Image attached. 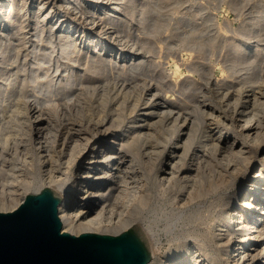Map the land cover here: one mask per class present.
Returning <instances> with one entry per match:
<instances>
[{"label": "bare ground", "instance_id": "1", "mask_svg": "<svg viewBox=\"0 0 264 264\" xmlns=\"http://www.w3.org/2000/svg\"><path fill=\"white\" fill-rule=\"evenodd\" d=\"M27 1L0 0V53L3 39L26 26ZM39 1L33 11L43 10ZM61 1L63 10L79 13L85 3H95L83 11L85 18L90 26L99 19L104 25L89 32L83 48L75 37L85 31L72 29V21L59 27L66 37L59 50L53 41L29 51L30 57L25 50L22 65L23 45L13 55L0 54V166L9 161V146L18 150L20 143L25 165L20 168L17 159L10 170L0 167V186L9 175L38 169L40 185L32 193L46 186L57 191L63 228L76 235H116L140 220L153 254L149 264H264V77L245 57L246 46L230 43L223 76L207 77L213 89L196 93L193 108L185 98L162 97L158 92L164 89L151 93L153 87L141 96L135 87L146 76V52L124 43L122 15L147 19L160 14L164 1L118 0L108 8L111 0ZM12 22L14 29L5 35ZM181 41L206 45L194 37ZM33 181L30 176L9 198L0 197V212L18 208L30 193L18 198L21 187ZM174 201L176 209H165ZM204 210L209 221L199 231L193 225L205 220ZM150 213L166 216L163 231ZM181 223L193 225L178 230ZM114 226L121 231H109Z\"/></svg>", "mask_w": 264, "mask_h": 264}, {"label": "rangeland", "instance_id": "2", "mask_svg": "<svg viewBox=\"0 0 264 264\" xmlns=\"http://www.w3.org/2000/svg\"><path fill=\"white\" fill-rule=\"evenodd\" d=\"M163 1L164 2L162 3L161 10H159L160 14L156 15L155 13H150L147 19H145L141 15H137L136 17L133 16L132 14L122 15L123 19L127 22V25L125 27L126 33L123 34L124 43H126L129 46H133V48L135 49H137L138 46L141 45L144 47V49H142L140 53L144 55V53L146 52L144 57L142 58V60L144 59L143 61H145L148 64L146 67V76H142V77L139 76L136 81L138 85L137 87H135L136 89L138 88L137 92L139 91V94L141 96H144L147 93L146 90L148 89L151 90L153 89V87L155 90H153L151 93L157 92L158 89H164L166 90L165 94H164V90H163V94H162V90L158 92V93L161 92L162 97L164 95L166 96V94H169L174 97L178 96V98L180 97L181 99L185 98L186 100H188L190 107L193 108L195 105L194 96L196 93L200 91H203L205 93L211 91L212 86L207 84L208 83L207 77L212 76V78L213 77L220 78L223 76V73L225 72L224 65L227 64L226 62H228L229 58H231L230 55L232 54L230 47L231 42H234L235 44L236 43L244 44L246 46V49L243 52V53L246 52L245 57L250 55V57L247 58L249 59L251 58V61H254V65H256L259 68L258 70L261 73L260 74L261 79H263L262 77H264V50H263L264 49L263 48L264 47V0H163ZM38 2L40 3L39 0L27 1L25 7L27 6L28 7L25 8V10H29V9L30 10L28 11L29 13L26 14L25 22L27 23H24V26L25 25L26 26L24 27V29L22 28L19 31V35H14L10 33L9 38H4L2 42V50L0 54L3 56L13 55L14 50L16 49L15 47L17 46L20 47V45H23L22 46L24 48V49L22 48L23 54L21 51L20 53L21 56H19L20 57L19 62L21 63V65L23 63L22 60L24 58V55H26L25 54L26 51L30 57L31 55H33L31 53L33 52L31 51L32 49L34 50L37 47L38 49L39 47L40 49L47 48L50 45L49 43L51 41H53L54 44L57 43L56 45L58 49L55 48L56 50L61 49L62 47L60 46L61 42L63 43V40L64 41L66 40V37L64 35L61 36L62 35L61 29L63 28V25L65 23L73 21L72 29L80 30L82 32L85 31V33L82 34L84 37L83 36L78 37V34L75 33L77 34L75 37L76 38L75 45L79 44L82 46V48L86 45L84 39L87 40V42L89 41L88 39L89 32H94V33L95 31L99 32L101 30V27H103L104 25L103 22L99 19V21L97 20L98 23L96 22L93 24L94 26L93 25L90 26L85 18V14L83 13V11H87V9H90L92 6H95V3L93 4L85 3V5H83V10L81 11V13H79L80 12L79 10H78L79 12L77 11L73 12L72 9H68L67 11L65 9L63 10L64 7L61 0H41L42 4L45 3L43 8L44 11L36 10L37 11L36 13V11H33L32 9L37 6ZM117 2L118 0H111L108 3L107 8L113 6ZM124 10H127V7H125ZM64 14L65 16H63ZM73 16L75 17L77 16V17L75 18ZM36 17L39 19H37ZM61 17H63V19ZM208 18H211L212 21L209 22ZM43 19L45 20L43 21ZM13 23L14 22L10 23L9 26L6 28V31L4 32L5 35L6 34L8 35L9 32H12V30L15 27ZM11 24L13 25L12 27ZM187 37L189 38L194 37L196 43L205 42L206 45L204 48H201L198 47V45L181 41L183 38L186 39ZM59 39H61L62 41ZM210 40H215V44L208 45L207 42H209ZM249 42H251L252 45L249 44ZM72 49L73 48L70 47L67 50L71 51ZM92 49L93 48H91L90 51H92V54H94ZM255 51H257V53H255ZM56 53H55L56 56L60 55L59 51H57ZM33 58L35 59V57ZM196 61L198 62V64L202 62L204 66L201 64V66L196 67L197 64ZM26 62L27 65L29 66L28 64L29 61ZM61 62H65V60L61 59ZM65 66L62 67L65 68L64 70L61 68L62 73H64V71L70 68L68 64L66 67ZM177 67L180 71L175 70ZM178 73L179 75L181 73L180 75L181 77L177 75ZM188 74H191L192 77L188 78L187 76ZM238 74H236L235 77L237 75L239 77L241 72L239 71ZM165 76L167 78H165ZM186 79L188 80L185 81ZM117 82L119 81H116L115 84L118 85ZM118 88L121 90L120 87ZM28 90L31 89L28 88ZM123 92L121 93L123 94ZM75 106H73L74 108L72 107V113H74L76 110ZM60 111H62L60 112V114L63 115V110ZM11 145L9 146V150H8L9 153L7 152L9 155L6 156L8 157L6 158V160L9 159V161L8 160L7 161L11 164L5 161V164H3L0 167L10 170L12 161H17V159H19L21 162L18 160V162L16 163L18 164V166L20 165V168L21 167L25 168V165L21 164L24 161V152H22L23 144L20 143L19 146L20 149L18 148V150H16L17 147L15 148ZM10 156L12 157L14 156L13 158L16 159L11 160L13 158L10 159ZM21 159H23V161ZM7 164L9 167H7ZM27 168L31 169L30 166H27ZM253 170L254 169L250 170L249 175L253 173ZM13 176H14L13 174L9 175L10 178L7 179L9 180V182L7 181L8 183H6L5 181L4 186H3L4 183L3 184L1 183L2 185L0 186V192H1L0 197L4 198V196L6 195L5 198L7 197L9 198L10 197L9 195H11V189L12 188L14 189V187H18L20 183L24 181V179H27L30 176L34 178L33 183L27 187H21L25 190L28 189V191L24 192V190L21 189L18 198H21L27 192L32 193L33 191H36V189L40 185L39 181H40L41 173L40 171H38V169H36L33 175L21 173L20 176H18V174L17 176L15 175V177ZM11 178H13L12 179L13 182L10 180ZM243 184L245 186L246 182L242 183V185ZM2 186L5 190L2 188ZM5 186L8 187V190L10 189L9 193L7 187ZM236 188L234 189L233 193L234 192L238 193ZM180 203L183 204L184 202L180 201ZM177 207H178V201L176 202L174 201L173 203L171 204L169 203V205H166L165 209L171 210V209H176ZM203 213L205 215V218L203 219L205 220L197 222V225L196 223L195 225L189 224L190 226L186 224L183 225L181 223L179 224L178 230L187 229L188 227H192V225L195 226L199 231L204 229L206 225H208V223L206 222L209 221L208 219L209 217H208V213H206L205 210L203 211ZM159 216L160 215L150 213V217L152 218V220L157 219L158 227L160 230H162L165 228V225L168 222V220L166 219V216H160V217ZM136 220L138 219H135V221ZM139 221L140 220L133 223V225L136 224L137 227L143 230L141 228L142 226ZM108 228L109 231L112 232L121 231L120 230L121 228L117 226L108 227ZM166 239L167 238L164 237V243L167 248L168 239L167 240Z\"/></svg>", "mask_w": 264, "mask_h": 264}, {"label": "water", "instance_id": "3", "mask_svg": "<svg viewBox=\"0 0 264 264\" xmlns=\"http://www.w3.org/2000/svg\"><path fill=\"white\" fill-rule=\"evenodd\" d=\"M61 203L46 186L0 212V264H149L152 250L136 224L116 235H76L63 228Z\"/></svg>", "mask_w": 264, "mask_h": 264}, {"label": "built area", "instance_id": "4", "mask_svg": "<svg viewBox=\"0 0 264 264\" xmlns=\"http://www.w3.org/2000/svg\"><path fill=\"white\" fill-rule=\"evenodd\" d=\"M2 3H3V1H2Z\"/></svg>", "mask_w": 264, "mask_h": 264}]
</instances>
